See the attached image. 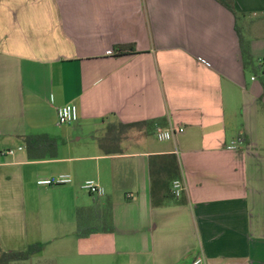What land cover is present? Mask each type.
Instances as JSON below:
<instances>
[{"label":"crops","instance_id":"crops-1","mask_svg":"<svg viewBox=\"0 0 264 264\" xmlns=\"http://www.w3.org/2000/svg\"><path fill=\"white\" fill-rule=\"evenodd\" d=\"M234 8L237 21L214 0H0V256L38 245L9 264H264V0ZM66 104L78 120L61 130ZM157 128L175 132L156 142ZM37 134L56 140L54 159L28 161L21 137ZM159 155L177 158L183 191L153 206ZM59 175L72 182L36 185Z\"/></svg>","mask_w":264,"mask_h":264},{"label":"trees","instance_id":"trees-1","mask_svg":"<svg viewBox=\"0 0 264 264\" xmlns=\"http://www.w3.org/2000/svg\"><path fill=\"white\" fill-rule=\"evenodd\" d=\"M218 5L228 11L237 21L239 15L234 8V0H214ZM245 17V14L240 16ZM238 33L237 28L235 29ZM240 49L242 54V61L244 69L250 66L251 71L255 72L252 68L253 59L249 49V43L244 40L240 35ZM117 50L126 49L125 46L116 47ZM165 119H158L149 122H142L139 124H130L127 128H135L141 125H146L151 128L155 125H165ZM120 131L114 124H108L105 128L104 140L114 141L116 135ZM26 157L28 161H43L52 160L57 154V142L46 134L26 135L21 137ZM109 155V154H106ZM149 177H150V197L153 206L161 205L165 200L172 198L169 186L171 182L181 178V171L177 158L174 155H159L149 157ZM83 211H77V219L79 220ZM107 232H111L112 228L109 226ZM88 233L79 232L80 237H87ZM40 251L38 245H31L23 252L16 253H2L0 256V264H9L10 262H26L35 254Z\"/></svg>","mask_w":264,"mask_h":264},{"label":"built area","instance_id":"built-area-1","mask_svg":"<svg viewBox=\"0 0 264 264\" xmlns=\"http://www.w3.org/2000/svg\"><path fill=\"white\" fill-rule=\"evenodd\" d=\"M78 120V111L74 104H66L56 109V122L59 126H70ZM173 129H160L155 130V138L159 142L170 140L174 134ZM178 132H182L181 129ZM233 147H229L232 149ZM72 179L69 175H59L51 178H40L36 180V185L39 187H55L70 184ZM81 189L86 193L103 197L105 190L93 180H87L82 183ZM183 191V184L181 180H173L171 183V194L175 199H178ZM189 264H205L203 257L194 258Z\"/></svg>","mask_w":264,"mask_h":264},{"label":"rangeland","instance_id":"rangeland-1","mask_svg":"<svg viewBox=\"0 0 264 264\" xmlns=\"http://www.w3.org/2000/svg\"><path fill=\"white\" fill-rule=\"evenodd\" d=\"M261 36H263L264 37V34L263 35H261ZM240 110H241V107L239 108V110H238V115H239V113H240ZM236 116L235 117V119L234 120H232L231 122H232V124H233V128H232V126H230V129H231V131H232V139L237 143V133H238V131H239V129L241 128V126H242V119H241V117L240 116ZM234 128H237V130L235 129L234 130ZM59 129H61V130H66V129H68V127H66V126H61V127H59ZM233 129V130H232ZM151 139H153V140H155L156 142H158L156 139H154V138H152V136H151Z\"/></svg>","mask_w":264,"mask_h":264}]
</instances>
